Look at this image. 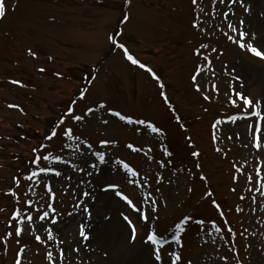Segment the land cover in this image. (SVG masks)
Masks as SVG:
<instances>
[{
  "label": "rangeland",
  "instance_id": "374dc122",
  "mask_svg": "<svg viewBox=\"0 0 264 264\" xmlns=\"http://www.w3.org/2000/svg\"><path fill=\"white\" fill-rule=\"evenodd\" d=\"M5 3L8 13L0 20V236L4 235L17 206L16 198L8 190L13 189L19 196L18 207L22 213L31 211L25 201L37 198L28 192L33 182L23 175L29 172L32 149L41 143L71 100L78 102L77 114H80L85 106L95 107L94 101L103 99L125 113L148 117L167 131L165 143L174 157L173 163L165 168L156 163L168 159L157 146L164 137L153 134L151 140H146L134 135L131 126L123 123L105 127L100 121L109 117L102 109H97L96 120L91 121L92 131L82 129L81 139L88 138L98 147L95 142L107 134L119 142L113 156L123 159L140 173L135 177L137 181L144 179L147 170L148 183L143 187L138 189L133 184L121 187L134 202L137 191L143 196L151 192L152 199L158 201L161 233L173 231L176 223L192 217L181 234L182 248L168 236L171 249L182 253L180 264H187L189 260L192 264H264V195L248 190L264 185V180L257 183L256 176L259 167L264 177V156L251 146L248 135L251 121L228 119L230 115L243 116L244 104L238 100V106H233L227 100L231 77L224 74L225 68L230 73L234 69V75L243 81L242 89L240 81L235 82L237 89L253 101L264 100V60L239 49L221 31L214 30L220 22L219 14L211 21L210 34L192 28L194 11L200 6L210 13L212 0H197V5H193L192 0H131L130 5L125 0H5ZM217 8L228 10L219 4ZM232 10L235 15L230 13L231 21L236 23L237 17L243 18L250 34L256 32V40L252 42H264V0H245L244 7L235 4ZM125 15L129 16L127 22L123 20ZM121 43L134 58L161 77L169 100L187 125L186 131L164 103L157 81L145 69L126 59L118 47ZM200 43L217 49L210 53L212 67L203 73L202 88L210 87L214 81L221 89L218 96L210 93L213 95L210 101L195 91L190 81L197 62L204 66L202 57L194 54ZM29 48L37 53L35 57L28 54ZM41 67L44 72L38 71ZM213 70L215 77H211ZM85 77L95 79L89 85ZM12 80L22 81L24 86L12 84ZM84 86L90 94L80 100L78 91ZM10 104L19 108L9 107ZM216 121L220 123L213 128ZM236 133L240 134L239 138ZM213 134L217 137L215 141ZM229 135L232 139H228ZM185 136L192 137L200 151L199 158L190 155L192 149L187 146ZM65 142L71 143L66 138ZM129 142L144 146L145 152L151 144L153 150L145 157L144 153L126 148ZM45 144L50 142L45 141ZM218 148L221 151H216ZM70 151L64 150L65 159ZM197 163L201 165L199 169L195 167ZM240 166H243L242 171ZM119 170L125 171L122 165ZM86 173L87 169L85 172L71 170V181L66 182L63 176L52 180L58 200L64 203L54 205L63 215L57 225L51 227L54 234L58 229L60 238L65 240L62 246L69 249L79 246V253H67L72 264H149L144 248L128 239L129 231L120 212L125 211L134 221L135 217L128 208L122 207L125 202L117 203L101 191L100 183L104 178L121 179L114 161L104 167L103 176L96 173L94 178ZM201 173L207 177L206 181L200 179ZM248 174L253 176L251 185L247 181ZM160 176L162 180L158 179ZM14 177L20 178L18 187ZM81 179L91 184L80 183ZM129 179H132L130 174ZM68 185L67 193L59 191ZM73 189L81 198L83 190H90L96 196L90 205L93 211V238L87 242L90 247L79 243L82 240L78 235L80 216L79 209L73 208L76 203ZM209 189L214 197L205 198L204 193ZM35 191L37 196L44 194V185L39 184ZM241 196L245 198L241 200ZM213 198L221 205L223 216L210 203ZM238 205L244 210L237 212ZM69 212L73 216H68ZM200 219L205 221L203 225L198 223ZM44 224L37 220L34 232L26 229L17 238L16 221H12L13 238L6 249L0 246V264H14L20 245H27L23 264H49L46 259L49 249L35 240L36 234L42 240L47 239L41 227ZM228 226L235 236L227 231ZM16 239L20 240V245ZM139 239L138 233L137 241ZM225 256L227 261L223 259Z\"/></svg>",
  "mask_w": 264,
  "mask_h": 264
},
{
  "label": "snow or ice",
  "instance_id": "6c2138e0",
  "mask_svg": "<svg viewBox=\"0 0 264 264\" xmlns=\"http://www.w3.org/2000/svg\"><path fill=\"white\" fill-rule=\"evenodd\" d=\"M125 3L130 5L131 0H125ZM193 5H197V0H192ZM217 4L224 5L227 8V11L217 8ZM239 4L241 7L245 6V0H212L211 11H204L203 7L198 6V10L194 11L195 18L192 21V28L203 33H209V28L212 27L211 21L217 18L219 14L220 22L216 25L214 30H219L222 34L232 43L236 44L239 49L245 50L252 54V56L264 60V42L254 44L252 41L256 40V32H249L245 26V20L243 18L237 17L236 23H233L230 19L231 15H235V12L232 10V5ZM249 9L245 7V12H248ZM8 13V8L6 6L5 0H0V20H3ZM203 13V15H201ZM123 20L127 22L129 16L125 15ZM225 22H227L225 24ZM227 28V31H224V28ZM210 34V33H209ZM246 38H249V42L246 43ZM110 39H112L110 37ZM118 47L123 50L124 55L128 61L133 65H138L141 69H145L151 76L157 81V84L160 91V96L163 98L164 103L167 105L168 109L172 112L173 118L180 125L182 129L187 130V125L183 122L181 115L177 112V109L169 100V97L165 91V84L161 80V77L151 68L148 67L145 63L134 58L130 54L128 48L123 44H119ZM203 50V51H202ZM29 55L35 57L37 55L31 48L27 49ZM217 52L216 48L211 47L207 43H200L195 49L194 54L198 57H202L204 61V66H201L197 62L196 67L193 73L190 76V81L197 92H201L205 100H212L214 93L216 96L220 94L221 89L213 81L210 87H203L202 82L204 81V75L209 68L212 67V60L210 53ZM219 54V53H218ZM51 59V57H49ZM38 71L44 72L43 67L39 68ZM91 71H95L92 69ZM235 70L230 73L227 69H224V74L231 77L228 86V92L226 93L227 100L233 105L238 106V100L243 101L244 104V115H230L229 120L235 122L237 119H248L251 123L248 124V135L251 137V146L256 150L260 156H264V100L253 101L248 95L244 92L237 89L235 86L236 81H240V89L243 88V81L241 77L234 75ZM57 76H61V73H56ZM216 72L213 70L211 72V77H215ZM199 77V80H198ZM88 79L89 85L93 83L94 77H85ZM12 84H17L24 86L22 81L12 80ZM90 94L89 89L84 86L78 91L80 100L87 99ZM235 97V99L233 98ZM95 107L85 106L84 110H80V114H77L78 102L76 100H71L68 106L65 108L64 112L60 118L54 122L53 126L49 128L47 134L41 141V143L32 149L33 158L30 161V169L25 178L29 181H32L28 188V192L33 196H36V199H27L25 204L28 206L31 211L21 212L19 205V196L13 189H9L11 193L16 198V207H14L11 218L6 225V231L3 236H0V246H4L5 249L9 241L13 238V231L11 229L12 221H16V227L14 229L15 237L19 238L22 236L24 231H35V225L37 220L45 222L44 225H41L43 230L46 232L47 239L42 240L39 234L35 235V240L49 249L46 251V259L49 264H72V261L69 259L68 252H80L79 246L73 248H66L62 245H65V240L60 238L59 230L57 229L54 234V230L51 227L52 225H57L58 221L61 220L63 215L57 210V207L54 205L62 204L64 201L58 200L57 192L53 190L52 180L54 178L64 177V180L71 181L72 176L69 174L71 170H76L79 172H85L87 169V175L89 177H94L95 174L99 173L100 176H103L104 167L111 166L113 161L117 168V174L121 177L120 180H114L111 178H104L100 183L101 191L105 195H109L117 203L121 201L125 202L122 207L128 208L132 215L135 217V221L127 214L125 211H121L120 215L125 222V227L129 231L128 239L133 243H139L149 256V264H180L182 260V253L175 249H171V245L168 241V236L170 235L172 240L180 248L183 247L181 235L177 233H182L186 231L184 225H186L189 220L192 219L191 216L185 217L181 222L174 225V230L171 232L161 233L162 221L158 211V201L152 199L151 192L148 193V196H143L142 193L137 191L135 195V202L129 195L125 194L124 189L121 185L125 187L128 184L137 185L138 189L143 187L148 183L147 179V170L145 177L142 181H137L135 177L139 176L140 173L137 170H134L132 166L128 163H125L123 159L119 157H114L113 152L117 150L118 141L112 137L105 134V137L99 139L95 143L98 144V147H94L93 142H90L88 138L81 139L83 135L82 129H87L91 132V121L96 120L97 109H102L108 115V119H102L100 122L105 127H115L123 123L125 126H131L132 133L137 136L144 137L146 140H151L153 134H158L159 136L164 137V140L158 141L157 146L163 149V155L167 157V161L161 159L156 161L160 168H165L168 165L173 163L174 152L170 150L169 146L165 141L167 140V131L163 126H158L156 122L151 120L148 117L141 118L139 116H134L133 114L125 113L123 110H118L113 106H110L107 101L101 99L94 101ZM9 107L19 108V105H8ZM21 111H23L21 109ZM75 122V123H74ZM220 121H216L213 124V128L219 124ZM239 138V133L235 134ZM67 141L71 143H66ZM217 137L213 134V140L215 141ZM228 139H232V136L229 135ZM187 146L192 149L190 155L195 158L200 157V151L196 148L192 137L185 136ZM45 141L50 142V144H45ZM59 141V143H56ZM247 146V145H245ZM126 148L131 149L136 153H144L145 157L152 152V145L149 144L148 151L145 152L144 146H136L134 143H127ZM65 149H71L68 153V159L64 158L63 152ZM111 149V150H110ZM216 151H221V149H216ZM47 152L48 154H42ZM226 155V153H225ZM75 158V162L74 161ZM83 165V166H81ZM123 167L124 172H120L119 166ZM237 167V165H233ZM197 169L201 167L199 163L195 165ZM35 168V170H33ZM239 170H243V166L239 167ZM129 174L132 179H129ZM256 176L259 178L257 183L259 184L261 180H264V177L260 175V168L256 169ZM15 185L18 187L20 183L19 177H14ZM158 179H163L162 176ZM200 179L207 180V177L201 173ZM235 180L236 177L234 176ZM253 180L252 174H248L247 181L251 185ZM80 183L91 184V181L85 182L81 179ZM39 184H43L45 188V193L38 195L35 191V187ZM68 186H62L59 191L61 193L68 192ZM264 185H261V188L250 187L249 191H258L264 195ZM191 191V189H188ZM235 191V189H232ZM73 194L76 195V203L73 205L74 209H79L78 215L80 220L78 221V235L82 237V240L79 241L80 244H84L86 247H90L87 242L93 238L92 232V220H93V211L91 204L96 200V196L90 190H83L82 197L81 194L76 193V190L73 189ZM158 192L159 189H156ZM27 195V193H26ZM205 198L214 197V193L211 189L207 190L204 193ZM245 197L241 196L240 199L243 200ZM253 203L256 202V198H252ZM43 202V203H42ZM210 203L220 210L221 216L224 215L221 205L216 201V199H211ZM147 205V207H145ZM242 209L239 205L236 208L237 212H241ZM254 212L255 209H252ZM68 216H73L72 212L67 213ZM36 216V220H34ZM204 220L200 219L199 224L203 225ZM227 224V220H225ZM215 225V222H213ZM220 231L219 228L216 229ZM227 231L233 236L236 233L233 231L231 226H228ZM247 231V229H245ZM140 234V239L137 241V234ZM16 243L20 245V240L16 239ZM167 245V247H166ZM54 250H56V255H54ZM27 257V245H20L14 259V264H23V261ZM227 261V257H223ZM187 264H192L189 260Z\"/></svg>",
  "mask_w": 264,
  "mask_h": 264
}]
</instances>
